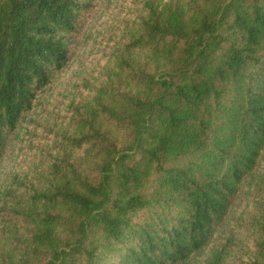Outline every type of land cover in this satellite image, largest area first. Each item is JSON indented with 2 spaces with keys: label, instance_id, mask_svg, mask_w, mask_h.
Masks as SVG:
<instances>
[{
  "label": "trees",
  "instance_id": "obj_1",
  "mask_svg": "<svg viewBox=\"0 0 264 264\" xmlns=\"http://www.w3.org/2000/svg\"><path fill=\"white\" fill-rule=\"evenodd\" d=\"M95 1L0 0V165L56 108L0 178V264H264V0H130L52 105Z\"/></svg>",
  "mask_w": 264,
  "mask_h": 264
},
{
  "label": "rangeland",
  "instance_id": "obj_2",
  "mask_svg": "<svg viewBox=\"0 0 264 264\" xmlns=\"http://www.w3.org/2000/svg\"><path fill=\"white\" fill-rule=\"evenodd\" d=\"M134 15L135 10L133 5L130 4V0H96L93 12L88 20L81 24V30L73 38L74 62L72 66L60 76H57L53 85L45 91L42 97L52 105L64 101L71 90L70 83L74 79V74L86 78L95 73V69L98 70L103 66L106 58L102 53H96L97 35L98 38H101L106 31L110 33L118 32L119 26L126 23V21H130ZM84 34L91 35V38L85 40ZM50 110L55 112L56 108L48 106L43 111H36L34 114L27 115L25 120L21 122L18 136L27 140L24 146L19 140L14 139L12 141L10 152L4 157L0 165V178L8 175L12 170L26 169L30 161L35 159L36 152H30L27 149L29 137H23L24 131L35 132L38 136L46 138L45 140H39V137H35L33 140L34 148L37 145L40 148L50 139L51 134L47 133L38 124V121L43 120L45 114L48 115ZM60 115L64 116L65 114L61 112ZM243 207V201L237 199L233 204V209L229 212L226 223H224L227 227L225 233L231 232L238 241L244 240L248 233L246 230L247 219L244 216ZM240 219L243 220L242 223H239Z\"/></svg>",
  "mask_w": 264,
  "mask_h": 264
}]
</instances>
